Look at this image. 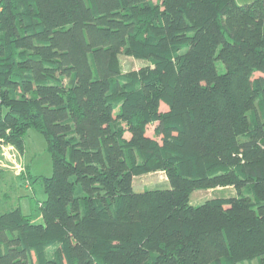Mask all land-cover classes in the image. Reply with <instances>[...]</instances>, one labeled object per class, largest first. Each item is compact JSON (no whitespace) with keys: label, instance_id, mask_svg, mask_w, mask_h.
Returning a JSON list of instances; mask_svg holds the SVG:
<instances>
[{"label":"trees","instance_id":"obj_1","mask_svg":"<svg viewBox=\"0 0 264 264\" xmlns=\"http://www.w3.org/2000/svg\"><path fill=\"white\" fill-rule=\"evenodd\" d=\"M30 128L43 221L0 213V264H264V0H0V143Z\"/></svg>","mask_w":264,"mask_h":264},{"label":"rangeland","instance_id":"obj_2","mask_svg":"<svg viewBox=\"0 0 264 264\" xmlns=\"http://www.w3.org/2000/svg\"><path fill=\"white\" fill-rule=\"evenodd\" d=\"M251 1L253 0H236L237 4ZM118 62L122 71L138 70L149 65L147 59L123 54L118 56ZM165 109V104L160 103V110ZM153 129L154 125H148L144 132L147 135H153ZM131 135V131L126 130L125 136L130 137ZM3 145L8 148L3 151L0 148V156L3 157L0 159V213L19 207L22 213L30 215L34 222L42 223L39 205L45 200L46 194L38 177H48L52 174V159L47 150L46 139L42 133L30 128L24 135L23 152L14 145L4 143ZM20 155L23 156V161ZM132 187L135 191H143L166 189L170 187V184L163 171H154L134 176ZM233 195H235L233 189H196L190 193L189 203L196 206L209 198Z\"/></svg>","mask_w":264,"mask_h":264},{"label":"crops","instance_id":"obj_3","mask_svg":"<svg viewBox=\"0 0 264 264\" xmlns=\"http://www.w3.org/2000/svg\"><path fill=\"white\" fill-rule=\"evenodd\" d=\"M153 1H158V0H153ZM0 148H2V151L3 150H5L6 148H8L7 146H4L3 144H1L0 143ZM16 149H14V151H15ZM1 151V150H0ZM1 153V152H0ZM15 153H16V151H15ZM23 155V154H22ZM22 155H20V158H21V156ZM5 156V155H4ZM3 157L2 156H0V159H2ZM16 158V157H15ZM17 160V159H16ZM22 161H23V156H22V159H21ZM3 161V160H2ZM2 164V163H1ZM219 188V187H218ZM221 189H232L231 187H226V188H221Z\"/></svg>","mask_w":264,"mask_h":264}]
</instances>
